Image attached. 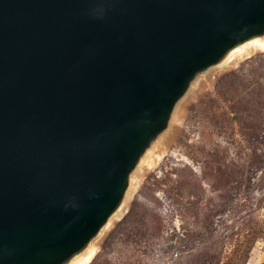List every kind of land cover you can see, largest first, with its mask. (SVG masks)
Masks as SVG:
<instances>
[{
    "label": "water",
    "instance_id": "95a60500",
    "mask_svg": "<svg viewBox=\"0 0 264 264\" xmlns=\"http://www.w3.org/2000/svg\"><path fill=\"white\" fill-rule=\"evenodd\" d=\"M264 0H0V264H73Z\"/></svg>",
    "mask_w": 264,
    "mask_h": 264
},
{
    "label": "rangeland",
    "instance_id": "374dc122",
    "mask_svg": "<svg viewBox=\"0 0 264 264\" xmlns=\"http://www.w3.org/2000/svg\"><path fill=\"white\" fill-rule=\"evenodd\" d=\"M88 264H264V49L200 77Z\"/></svg>",
    "mask_w": 264,
    "mask_h": 264
},
{
    "label": "bare ground",
    "instance_id": "6f19581e",
    "mask_svg": "<svg viewBox=\"0 0 264 264\" xmlns=\"http://www.w3.org/2000/svg\"><path fill=\"white\" fill-rule=\"evenodd\" d=\"M249 46L251 47H260L262 49H264V39H261V40H257V41H254L252 43H249L248 44ZM241 50H243V47L240 48ZM238 49V50H240ZM91 259V256L88 254V255H82L80 256L79 258H77L73 264H88V262L90 261Z\"/></svg>",
    "mask_w": 264,
    "mask_h": 264
}]
</instances>
